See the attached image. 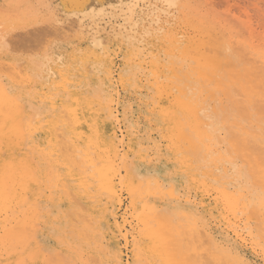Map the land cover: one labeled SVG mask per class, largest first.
I'll return each instance as SVG.
<instances>
[{
	"label": "bare ground",
	"instance_id": "1",
	"mask_svg": "<svg viewBox=\"0 0 264 264\" xmlns=\"http://www.w3.org/2000/svg\"><path fill=\"white\" fill-rule=\"evenodd\" d=\"M61 2L77 19L50 17L66 47L47 43L35 58L0 47V264H69L66 251L100 264H187L183 234L238 264L253 259L240 250L264 262L262 48L197 0ZM121 90L139 95L137 123ZM159 164L161 176L143 174ZM35 220L65 255L30 238Z\"/></svg>",
	"mask_w": 264,
	"mask_h": 264
},
{
	"label": "rangeland",
	"instance_id": "2",
	"mask_svg": "<svg viewBox=\"0 0 264 264\" xmlns=\"http://www.w3.org/2000/svg\"><path fill=\"white\" fill-rule=\"evenodd\" d=\"M14 1L15 0H13V1L12 0H0V21L3 20L2 22H0V34H1V36H0V45L1 46L0 47L2 49L7 50V51L10 50L12 52H10V51L9 52L13 55H16V56H24V57L29 56V58L30 57L35 58L38 55L42 54L44 48L50 43H53L54 45L64 46V47L67 46L68 40H67V37L65 36V34L62 35L63 39H61L62 36H57L56 34H58V33L55 34V32H57L59 30L55 29V26H53V23H52L53 21L52 20H51L52 22L50 21V17L53 18L54 15H57L61 21H64L63 24L66 27H68L69 25L73 26V27L76 26V21H77V19H75L76 17L74 18L71 16L69 18L68 17L64 18L65 16H62L61 7H59V5L62 3L61 1H63V0H61V1L60 0H22V2H21V0L20 1L17 0L16 2L17 3L19 2V4L17 6L14 4ZM197 1L201 5L197 4L198 6L197 5H195V7L193 6L195 9H201V8L203 10L205 9L204 11H207V12H204L205 15H207V17H210V19H213V20L215 18V21H216V18H218L219 20L217 19L218 21H216V22H220L221 25H223V23H224V25L222 27L226 28V30H227V28H229L228 32L232 31L231 35L236 36V37L235 36H233V37H235V38L238 37V39L244 38L243 41H245V40L249 41V39H250V41L254 42L256 44V46L261 47L262 50L264 51V0H201V1L197 0ZM6 5L7 6L10 5V6L7 7ZM196 6L198 8H196ZM200 6H201V8H199ZM202 6H204V7H202ZM26 8L30 11L28 12V10ZM47 8H48V10H47ZM24 9H26V10H24ZM44 11H47V12H44ZM197 13H198V10H196V14ZM245 21H248V23L249 22L252 23V25H251V23H249L250 25L249 24H246V25H249V28L251 26H253V27H251V30L254 31L253 32L254 34L252 36L253 38L251 37L252 34H250V32L248 31L250 29L248 27L245 28L246 27L245 23H244ZM42 22H45V23H42ZM221 22H223V23H221ZM38 23H40V24H38ZM50 25H52L54 28ZM63 26H61V27H63ZM46 27H47V29H46ZM50 27L53 28V29L51 28V31L49 29ZM58 28H60V27H58ZM224 28L223 29L221 28L223 31L221 29H218L217 32L226 31V30H224ZM53 31H55V32H53ZM41 33L43 34L42 36H40ZM45 33L47 36L45 35ZM66 34L69 36V34H71V32H68ZM44 35L46 36V38L44 37ZM52 35L55 37V39H54V37H52ZM55 35L57 36V38ZM72 36H73V33L71 34V38H72ZM74 36H75V33H74ZM35 37H37V38H35ZM41 37L43 38V41H42ZM65 37H66V40L64 39ZM38 38H40V40L37 41L36 39H38ZM5 39L7 41H5ZM46 39L49 40V42H47ZM36 41L39 42V44H41L40 45L41 48L38 51H37V49L39 46H38V43ZM1 42H4V44H2ZM5 44H6V47L4 46ZM43 44L45 46H43ZM30 47L31 48L33 47V50ZM30 50L32 51L33 54L30 52ZM34 52H37V54ZM263 74H264V72H263ZM130 94H126L125 92H123L121 90L120 99L124 100V101L126 100L125 104H127L128 106L131 107V110H133L132 111L133 116L135 115L134 120L137 123V120L139 117L138 111H137L138 110V103H139L138 102L139 95L136 92H134V93L132 92ZM134 108H135V111H134ZM139 126L141 127L142 125L139 124ZM143 131L145 132V129H143ZM146 138H147V135L143 138V140ZM146 142L147 141L144 140V143H146ZM153 167H155V168H153ZM143 169H144L143 170L144 175L150 176L153 174L154 176H156L157 174H159L158 176H161L163 173V170H164V165L163 164L153 165V166H149L147 168L143 167ZM151 171H152V173H151ZM179 196L181 198L185 199V196H186L185 191H184V193H183V191L179 192ZM184 199L182 200L181 204H183L186 209L192 210L193 209L192 207H190V206L187 207L189 204L186 203L184 201ZM157 202L158 201H155V203H157ZM159 205L161 207H163V203H159ZM191 212H193V210ZM49 214L52 216L51 217L52 221L53 220L57 221V228L59 229L60 228V224L58 221L59 215L56 213V209H55L54 205H52L50 207ZM47 220H49L48 217H47ZM34 223H35V230H34V232H32L30 238L37 240L41 244V246L45 247L46 250L49 251L50 254H52L57 248H60L63 250V254L65 255L64 250L66 251V249H64V248H66V243H64V241L57 240V237H55V235L53 233H51L50 230L47 229V227H45L44 225L43 226L41 225L42 224L41 221L35 220ZM39 226H40V229L38 228ZM186 235H188V234H185V235L183 234V237H181V239H182L181 241H182L183 245H181V243H180L179 245H181V246L178 247L177 249H179V253L182 254V256L184 257V258L182 257V259H184L187 264H238L235 260L229 259L227 256L223 255L222 252L217 251L210 244L208 245V243H206V242H208L207 240L199 243L200 239L197 241L196 240L193 241L192 240L193 238H191V237L189 238V236H186ZM44 237L46 238V240ZM47 237L49 238V240ZM217 237L219 239H222V236L220 234H217ZM194 239H196V238H194ZM45 242H47L46 245H45ZM30 248L32 249V247H30ZM22 250L23 249L20 248L19 254H20V256L24 257L25 253H27V252L24 250L22 251ZM213 251H214V253H213ZM124 252L127 255L126 259L128 260V262L132 263L131 250L125 249ZM240 252H242L241 254L242 255L244 254L245 257L247 256L246 260H250L253 258L251 260L252 264H255V263L256 264H258V263L264 264V262L259 261V260H261V258L260 259L254 258L251 254H249L248 251L240 250ZM66 253H67V255H65L66 257H68V258L73 257V259H71V260L68 259L69 264H100V261H98V260L96 261V263L95 262L91 263V259H89V258L87 259L85 257L84 258L79 257L78 254L76 256H74L73 254L71 255L67 251H66ZM5 254H4V258L10 257L8 252H7V254H8L7 256ZM221 254H222V257H225V259L221 258ZM52 259H53V257H52ZM54 259H55L54 260V262H55L56 258H54ZM48 260H49V257H48ZM93 260H95V259H93ZM49 262H46V263L52 264L51 258H50ZM21 264H43V263H41L40 260L36 259L34 261L25 260Z\"/></svg>",
	"mask_w": 264,
	"mask_h": 264
}]
</instances>
